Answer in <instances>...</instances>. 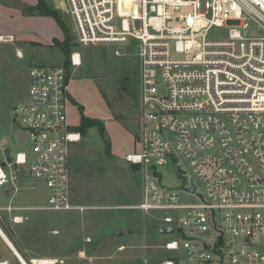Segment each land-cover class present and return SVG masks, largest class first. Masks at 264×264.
I'll list each match as a JSON object with an SVG mask.
<instances>
[{
	"label": "built area",
	"instance_id": "obj_1",
	"mask_svg": "<svg viewBox=\"0 0 264 264\" xmlns=\"http://www.w3.org/2000/svg\"><path fill=\"white\" fill-rule=\"evenodd\" d=\"M66 4L77 45L137 50L138 150L123 160L144 180L135 209L159 216L158 231L166 237L161 247L172 256L158 264H264V0ZM215 28L224 31L220 39L209 36ZM13 42L0 35V44ZM80 65V54L71 53L70 66ZM71 77L64 66L30 69L27 94L12 112L26 132L27 149L0 164V189L9 185L15 194L29 181L32 189L43 185L42 211L85 209L71 196V149L83 138L67 116ZM165 166L180 181L196 178L202 192L192 181L178 189L163 186L159 169ZM27 220L11 215L14 224ZM170 227L173 233L160 232ZM79 258L93 264L84 252Z\"/></svg>",
	"mask_w": 264,
	"mask_h": 264
},
{
	"label": "rangeland",
	"instance_id": "obj_2",
	"mask_svg": "<svg viewBox=\"0 0 264 264\" xmlns=\"http://www.w3.org/2000/svg\"><path fill=\"white\" fill-rule=\"evenodd\" d=\"M68 26L69 46L64 53L58 47H39L33 43L0 44V161L3 150L14 155L27 149L26 136L13 109L26 96L28 74L34 66H64L71 80L68 121L79 124L81 115L97 119L104 125V136L97 128L88 129L82 141L72 146L70 157L71 196L84 211L50 212L38 210L44 206L46 190L39 184L32 189L25 184L11 201V206L34 207L26 214L27 221L14 224L11 216L0 212V264H20L19 259H58L64 264H86L79 258L84 252L93 264H158L169 258L162 250L166 237L158 231L157 214H144L135 206L142 202L144 180L138 169L127 165L124 157L138 150L139 134V60L137 50L122 46H79L74 40L73 23ZM211 39L224 36L223 29H213ZM121 53L115 55V51ZM21 53V57L17 53ZM78 52L81 65L70 66V55ZM79 107H82V111ZM105 140L110 150L105 151ZM161 184L178 189L183 182L192 181L202 192L200 182L194 178L180 181L171 166L159 169ZM0 189V206L9 204L7 190ZM185 200L184 203H189ZM11 214V215H12ZM122 231L115 237V231ZM13 245H12V244ZM17 250V253L16 250ZM14 253V254H13ZM15 255V256H14ZM20 255V256H19ZM184 263L186 259L183 258Z\"/></svg>",
	"mask_w": 264,
	"mask_h": 264
},
{
	"label": "crops",
	"instance_id": "obj_3",
	"mask_svg": "<svg viewBox=\"0 0 264 264\" xmlns=\"http://www.w3.org/2000/svg\"><path fill=\"white\" fill-rule=\"evenodd\" d=\"M40 6L42 8H40ZM43 8L51 12L57 13L61 22L63 23L64 28L61 27V25L57 22L55 17L43 13L41 10ZM66 15H67V10L65 8L64 0H0V35H9L13 37L14 42L16 43L18 42L21 45L33 43L34 45H38L39 47H45V48L56 47L54 44L55 42L62 43L67 38L68 26L70 22H68V20L65 19ZM24 134L26 136V142H27L26 132H24ZM32 182L33 181H29L28 183L26 184L24 183V184L25 185L28 184L27 186L29 187V185L31 186L33 184ZM22 185L23 184L19 185V189H21ZM38 185L39 184H37L36 187ZM17 193L14 194L10 187L7 190V194L10 196L9 204L6 207L0 206V208L5 209L8 206H10L14 209L22 210L15 212L26 213L32 211H24L25 208L35 209L42 207V205L37 206L35 208L11 206V201L14 199ZM6 213L9 214L10 216L12 214L8 212ZM22 213L20 214L26 215ZM0 230L2 231L1 228ZM2 233L4 234L5 232L2 231ZM5 237L8 239L6 235ZM0 239L3 241L1 237ZM7 248L11 252H13L8 246Z\"/></svg>",
	"mask_w": 264,
	"mask_h": 264
},
{
	"label": "trees",
	"instance_id": "obj_4",
	"mask_svg": "<svg viewBox=\"0 0 264 264\" xmlns=\"http://www.w3.org/2000/svg\"><path fill=\"white\" fill-rule=\"evenodd\" d=\"M40 8H42L40 6ZM43 13H46L48 15H51L53 17H55V19L57 20V22L61 25V27L64 28L63 26V23L61 22L59 16L57 13L55 12H51L45 8L41 9ZM68 33H67V38L62 42V43H58V42H55V46L60 48V50L64 53L67 52V49H68V46H69V39H68ZM73 102V101H72ZM80 110L82 111V107H79ZM91 128H97L100 132V135L101 136H104V125L101 121L97 120V119H91V118H87L83 115H81L80 119H79V124L77 126H75V130L80 132V134L83 136H85L86 132L88 129H91ZM105 144H106V147H105V151L108 152L110 150V144L108 141L105 140ZM134 169H138L137 167H133ZM169 258H171V256H169Z\"/></svg>",
	"mask_w": 264,
	"mask_h": 264
},
{
	"label": "water",
	"instance_id": "obj_5",
	"mask_svg": "<svg viewBox=\"0 0 264 264\" xmlns=\"http://www.w3.org/2000/svg\"><path fill=\"white\" fill-rule=\"evenodd\" d=\"M3 156H4V159L2 161H0V164H1L2 167L5 166V161L4 160H6L8 163L10 162V151H9V149L6 148V149L3 150ZM179 171L181 173H183V169H179ZM190 191L193 192L194 191V188L192 187L190 189ZM173 231H174V229L171 228V227L168 228V229H165V230H160V232L162 234H171V233H173ZM122 234H123L122 231L117 230V231H115L114 236L115 237H121Z\"/></svg>",
	"mask_w": 264,
	"mask_h": 264
},
{
	"label": "bare ground",
	"instance_id": "obj_6",
	"mask_svg": "<svg viewBox=\"0 0 264 264\" xmlns=\"http://www.w3.org/2000/svg\"><path fill=\"white\" fill-rule=\"evenodd\" d=\"M18 57H21V55H18ZM19 256H20V255H19ZM16 258H18L20 261L24 262V260L22 259L21 256H20V257H16Z\"/></svg>",
	"mask_w": 264,
	"mask_h": 264
}]
</instances>
